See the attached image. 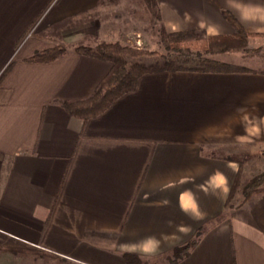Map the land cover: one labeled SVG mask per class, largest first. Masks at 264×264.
<instances>
[{"label": "crops", "instance_id": "crops-1", "mask_svg": "<svg viewBox=\"0 0 264 264\" xmlns=\"http://www.w3.org/2000/svg\"><path fill=\"white\" fill-rule=\"evenodd\" d=\"M157 1L169 31L229 34L228 10L245 30L264 32V0ZM134 5L0 0V264L22 250L71 264H126L124 252L169 264L165 254L199 230L177 264H264V194L235 203L239 163L225 153L250 144L254 130L264 136V74L146 73L83 122L58 101L87 98L112 63L71 49L51 62L24 60L55 45L33 42L40 31L25 37L37 20L46 28L88 16L62 39L114 40L121 30L108 26L129 24ZM149 237L160 241L155 254L131 251Z\"/></svg>", "mask_w": 264, "mask_h": 264}, {"label": "trees", "instance_id": "trees-1", "mask_svg": "<svg viewBox=\"0 0 264 264\" xmlns=\"http://www.w3.org/2000/svg\"><path fill=\"white\" fill-rule=\"evenodd\" d=\"M143 1L151 14L158 21H161L160 10L156 0ZM222 15L234 29L231 35H206L204 32L195 30L166 32L164 27H160L159 40L164 52L158 53L134 49L118 42H101L95 47H75L73 49L75 53L109 61L112 63V68L87 98L76 101L61 100L58 102L69 114L85 122L87 119L106 110L119 96L133 90L138 78L146 73L163 71L200 73L251 71L243 66L214 59L213 55L228 51L246 50L251 37L262 36L264 33L246 32L239 20L230 11L222 10ZM66 52L61 45H55L36 51L25 57L24 60L27 62H51ZM11 66L12 62L7 65L1 77ZM238 163L239 169H241L242 161L239 160ZM239 174L238 172L237 182ZM257 191H264V172L251 177L244 183L240 204L250 199L252 194ZM233 193L234 187L229 199L233 197ZM201 233V230H199L192 240L165 254V257L169 259V264H177L189 255L198 244ZM22 251L26 252V250ZM15 252L17 251L15 250ZM41 255L55 256L47 252H42ZM122 257L126 264H150V261L146 258L133 253L124 252Z\"/></svg>", "mask_w": 264, "mask_h": 264}, {"label": "rangeland", "instance_id": "rangeland-1", "mask_svg": "<svg viewBox=\"0 0 264 264\" xmlns=\"http://www.w3.org/2000/svg\"><path fill=\"white\" fill-rule=\"evenodd\" d=\"M133 1L135 3L134 8L136 14L134 18H128L129 24L108 26L111 27L109 29H113V28L115 29L116 27L118 28V30H121L120 35L122 36L119 38L118 36L115 37L118 39L103 40V39L95 38L94 36L89 37L88 35H82L81 37L74 38L73 40H69V43H67L65 40L62 39V35H65L66 32L69 31V28L81 27L80 25L84 23V20L86 18H88V16L83 17V15H81V17L79 15L75 16L72 19L71 18L62 19L58 22L51 24L46 28H43L44 22H39L37 20L32 26H29V30L27 34H25V37L26 36L29 37L31 34L38 33L40 31L43 34V36L33 35L32 37L33 39H31L34 40L33 42H39L41 45H45V46H49L53 44L61 45L66 51H68L69 49L73 50L77 46L95 47L101 42H106V43L118 42L122 45H126L134 49L155 51L158 53L164 52L163 46L161 45L159 40V28L164 27L166 32H179V31H169L165 26V24L163 23L162 17H161V21H158L157 18L154 17L151 14V12L148 10L143 0H133ZM156 2L158 4L157 0ZM159 10L161 16L160 6H159ZM126 21L127 20H125V22ZM41 29L43 30L41 31ZM243 29L245 30L244 27ZM191 30H195L199 32L201 31L204 32L206 35H231L234 31L233 27H232L233 31L229 34L228 33L208 34L205 30L202 29H188V30H180V31H191ZM245 31L256 33L253 31H247V30ZM260 33H264V32H260ZM18 48L16 49L17 53L19 50ZM213 58L223 62L233 63L239 66L249 68L252 72H259L264 74V35L251 37L249 39V43L247 45L246 50L223 52L220 54L213 55ZM207 73H214V72H207ZM254 132L256 131L254 130L252 133L250 144L247 145V144L236 143L233 146L230 145V147L227 148L228 152H225L226 156L233 155L234 157L233 159H235L237 163L239 160L242 161V165L240 167L241 169L238 168L237 171V174L238 172L240 173L235 189V191H237V197L235 201L237 205L241 203L242 200V187L244 183L251 177L255 175H259L260 173L264 172V136L254 137L255 136ZM241 157L244 158L241 159ZM239 194L241 196H238ZM261 194H264V191L254 192L252 196H261ZM9 257L13 258L10 259L12 261V263L10 264H23L25 261H29V263L27 264H30L32 260L33 261L36 260L37 263L35 262L34 264H71L65 261L50 258L51 256L44 255V257H41L35 254H29L23 252L20 253L18 252L16 254H9ZM163 263L165 262L163 261Z\"/></svg>", "mask_w": 264, "mask_h": 264}, {"label": "clouds", "instance_id": "clouds-1", "mask_svg": "<svg viewBox=\"0 0 264 264\" xmlns=\"http://www.w3.org/2000/svg\"><path fill=\"white\" fill-rule=\"evenodd\" d=\"M203 27V25H201ZM210 32L214 31V29L210 28ZM259 131V129H257ZM226 183L224 180H221V184ZM226 190V189H225ZM193 212L195 215H199L198 212H196L195 205L193 206ZM181 231H188L186 228H181ZM160 246V241L155 237H149L145 239L143 242L139 243L138 245H133L131 247V251H139L141 254L144 255H152L155 254Z\"/></svg>", "mask_w": 264, "mask_h": 264}]
</instances>
